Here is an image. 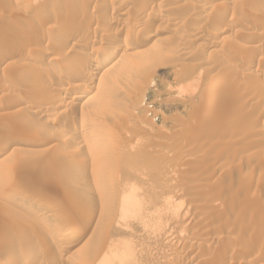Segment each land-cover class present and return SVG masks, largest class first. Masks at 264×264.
I'll list each match as a JSON object with an SVG mask.
<instances>
[{"label": "rangeland", "instance_id": "rangeland-1", "mask_svg": "<svg viewBox=\"0 0 264 264\" xmlns=\"http://www.w3.org/2000/svg\"><path fill=\"white\" fill-rule=\"evenodd\" d=\"M118 1L98 0L84 18L74 17L78 27L70 34L76 38L101 28L103 35H96L100 42L93 47H112L113 61L123 51L124 37L138 50L143 43L151 47L131 60L128 74L118 75V80L106 75L113 89L106 91L105 108L94 112L91 102L78 100L85 85L70 80L67 70L60 71L62 84L80 88L59 91L61 97H46L39 90L44 84L32 82L60 60L77 66L89 46L67 43L50 27L41 44L49 52L45 46L38 50L37 43L34 53H28L31 57L18 50L33 40L27 34L41 19L64 14L69 0H0V42L16 35L18 46L13 43L5 52L0 45L5 53L1 50L0 58L8 57L0 67V138L13 132L51 134L41 145L38 139L13 143L0 157V236L13 237L9 245L0 246V259L80 264L76 255L56 251L54 231L44 229L47 219L58 220L69 241L98 244L100 250L88 264H264V0L144 1L141 17L135 14L139 1L129 0L134 6L128 8ZM157 2L163 5L157 8L161 12L152 9ZM196 4L210 5L211 10L194 11ZM113 36L120 42L113 43ZM62 42L67 43L60 49L65 53L58 52ZM51 49L58 53L51 56L61 58L50 57ZM27 67L34 70L30 73ZM216 82L225 83L224 90L213 88ZM243 83L248 87H241ZM37 85L41 88L36 90ZM89 85L95 95L98 83ZM26 95L29 105H45V114L28 104L16 106L15 98ZM92 121L102 128L91 127ZM78 123L86 126L88 140L74 129ZM93 182L98 187L91 188ZM68 199L82 208L104 209V239L92 235V227L81 226L77 216L68 215L64 223L41 206V200H49L60 203L63 211ZM19 202L33 209L26 211Z\"/></svg>", "mask_w": 264, "mask_h": 264}, {"label": "bare ground", "instance_id": "bare-ground-1", "mask_svg": "<svg viewBox=\"0 0 264 264\" xmlns=\"http://www.w3.org/2000/svg\"><path fill=\"white\" fill-rule=\"evenodd\" d=\"M118 1V0H117ZM137 1H139V3H138V5H140L139 7H138V9H136L135 10V14H136V16L137 17H141L142 15H144V10L145 9H143V7H142V3L145 1H149V3L151 2H155L156 0H137ZM136 1V2H137ZM161 1V0H160ZM160 1H158V2H160ZM64 2V1H63ZM119 2V1H118ZM117 2V3H118ZM157 2V4L155 3V5H152L153 7H152V9H154V10H156L159 6H160V8H162L161 7V5L162 4H159ZM163 2V1H162ZM67 3V2H66ZM66 3H63V7H61V9H63L64 10V4H66ZM100 3V2H99ZM120 4L119 5H121V6H123V7H127L128 8V6L129 5H131V4H133V3H131V1H129V0H122L121 2H119ZM146 3H148V2H146ZM189 3H191V1L189 2ZM207 3H208V1H207ZM101 4V3H100ZM104 4V3H103ZM135 4V3H134ZM154 4V3H153ZM186 4V3H185ZM110 5V4H109ZM144 5H148V4H144ZM192 5V4H191ZM190 5V6H191ZM96 6H98V0H69V2L67 3V7H65L66 9V12L64 13V14H52V15H50L49 14V16H47L46 18L44 17V16H46L45 14H47V13H45V14H43L44 16V18L43 19H41V20H43L42 21V23L39 25V26H37L36 28H34L33 30H34V32L33 33H29V34H27V35H30V34H32V41L31 40H28V41H30V43H26L25 44V41H24V43L23 42H20V43H23V49H18L19 51L20 50H23V51H21V53H22V56H23V54H26V57H27V54L28 53H30V51H32V48H33V46L34 45H36V43H37V47H39L38 48V50L40 49V47L41 46H45V45H41L42 44V41H43V38H44V36L45 35H47L48 36V34L51 32H46V30L45 29H47L48 30V28H56L55 30H53V31H57V35H61L62 37H63V40L65 39V41L68 43V42H71V43H74V44H78L77 46H79V47H83V46H86V47H90V49L87 51V52H85L84 54H81L82 56L80 57V58H78L80 61H79V63H78V65L77 66H73L72 64L70 65V63H68V61H65V60H60V61H58L57 62V64L54 66L55 68H53V69H48V74H46V76L44 77L43 76V78H41L40 77V79L39 80H36V76H38V74L37 75H35V77L36 78H31V80L33 79V83H36V81H39L40 82V85L42 86L43 84V86L44 87H42L41 88V86H38L37 85V87H35L36 88V90H37V88L38 87H40L41 89H39V90H43L44 91V93H43V91L41 92V93H43V94H45V96L46 97H49V96H51V95H53L54 96V94L56 95L59 91H69V90H71V89H73V90H75L76 89V87L74 86V85H76V84H74V85H63L65 82L64 81H61V77H60V71H62V72H64V71H68L69 73L67 74V75H69V77H70V80H73V82H76V83H80L81 85L83 84V85H85V87H84V90H83V86H82V90H83V92L82 93H80V95L78 96V100L80 101V100H84V102H91V105H92V107H93V109H95V110H93L94 112H97V111H99V109H101V111H102V108H105L104 107V103H105V99H104V97H106L107 95H106V91L108 90V88H109V86H111L112 84V82H111V79H106V78H108L106 75L107 74H111V76L109 77V78H111V77H116V78H118V75H122V74H128L129 72H131L129 69L131 68V67H133V63L131 62V60L132 59H134L135 57H137L139 54H141V53H143V52H145V51H147L151 46H149L148 44H142L141 46H140V48H142L143 50L141 51V49L139 48V50L141 51H139L138 50V48L135 46V45H133V43L132 44H127L125 41H124V38L122 39V50L123 51H121L120 52V54H119V56H118V58L116 59V60H112L114 57H115V55H116V52H115V50H112L111 48L112 47H109V48H106L105 50H103L102 51V49H97V48H94L93 46L99 41L98 39V41L96 40V35L97 36H101L102 37V35H103V30L100 28H94L95 30H94V32L92 33V34H89V33H78V32H80V31H78L77 32V30H76V32L78 33V36L75 38L74 37V35L76 36V34H74V35H71L70 34V31H72L73 29H75L74 27H78V24H77V26H75L76 25V23L74 24V22H73V19H74V17H82L84 14H86V12L89 10V8H91L90 10H92V8H95ZM114 6V5H113ZM131 6H134V5H131ZM136 6H137V4H136ZM163 6V5H162ZM165 6V5H164ZM187 6V5H186ZM210 6V5H209ZM209 6L208 5H205V4H199V5H193V9H194V11L195 10H197L198 12H202V13H204V12H206L208 9H209V11L211 10V8H209ZM100 7V6H99ZM116 7V6H115ZM120 7V6H119ZM150 7V6H149ZM98 8V7H97ZM101 8V7H100ZM136 8V7H135ZM192 8V7H191ZM190 8V9H191ZM105 9V8H104ZM104 9H102V10H104ZM115 9V8H114ZM151 9V10H152ZM54 10V9H53ZM113 10V9H112ZM175 10V9H174ZM192 10V9H191ZM213 10V9H212ZM50 11H52V10H50ZM60 10H58V11H56V10H54V12H59ZM95 11H96V9H95ZM94 11V12H95ZM119 11V10H118ZM93 12V11H92ZM93 12V13H94ZM107 12V11H106ZM134 12V11H133ZM155 12H161L160 11V9H157ZM108 13V12H107ZM262 13V12H261ZM95 14H96V12H95ZM103 14V13H102ZM122 14V16H124V13H121ZM127 14V13H126ZM135 14H134V17H136L135 16ZM161 14V13H160ZM159 13H157L156 14V16L159 18H161V19H163V20H165V18L164 17H162V15H160ZM86 15H88V14H86ZM85 15V16H86ZM92 15V14H91ZM98 15V14H97ZM129 15V14H128ZM127 16V15H126ZM237 16V15H236ZM259 16V15H258ZM89 17H91V16H89ZM88 17V18H89ZM127 17H129L130 18V15L129 16H127ZM155 17V16H154ZM156 17V18H157ZM165 17H166V15H165ZM82 18H84V17H82ZM87 18V17H86ZM102 18V17H101ZM104 18H106V17H104ZM126 18V17H125ZM169 18V17H168ZM260 18H262V17H260ZM111 18H109V20H110ZM39 20H40V18H39ZM94 20H96V19H94ZM122 20H124V19H122ZM127 20V19H126ZM125 20V21H126ZM171 20V19H170ZM169 20V21H170ZM179 20V19H178ZM235 20V19H234ZM77 21H78V19H77ZM88 21H90V20H86V23L88 22ZM97 21V20H96ZM103 21V20H102ZM107 21V20H106ZM168 21V20H167ZM35 22V21H34ZM41 22V21H40ZM79 22L81 23V21L79 20ZM78 22V23H79ZM95 22V21H94ZM79 23V24H80ZM90 23V22H89ZM110 23V22H109ZM135 23V22H134ZM246 23V22H245ZM248 23V22H247ZM38 24V23H37ZM82 24V23H81ZM80 24V25H81ZM145 24V23H144ZM239 24V23H238ZM252 24H253V22H252ZM258 24V23H257ZM83 25H85V24H83ZM82 25V26H83ZM121 25V24H120ZM173 25H175L174 23H173ZM256 25V24H255ZM86 26L87 27H89V25H87L86 24ZM100 26V25H99ZM236 26V25H235ZM253 26H254V24H253ZM17 27V26H16ZM80 27V26H79ZM84 27V26H83ZM86 27V28H87ZM101 27V26H100ZM126 27V26H125ZM244 27H246V26H244ZM247 27H249V26H247ZM19 29V28H18ZM82 29V28H81ZM122 29V28H121ZM13 30H15V29H13ZM17 30V29H16ZM22 30V29H21ZM32 30V29H31ZM30 30V31H31ZM32 30V31H33ZM105 30V29H104ZM106 30H107V28H106ZM109 30V29H108ZM131 30H133V28L131 29ZM135 30V29H134ZM198 30V29H197ZM18 31V30H17ZM16 31V32H17ZM23 31V30H22ZM85 31V30H84ZM92 31H93V29H92ZM110 31V30H109ZM136 31V30H135ZM138 31V30H137ZM11 32H13V31H11ZM15 32V31H14ZM14 32L12 33V35H15L14 34ZM90 32V31H89ZM106 32V31H105ZM127 32H129V31H127ZM10 33V32H9ZM23 33V32H22ZM59 33V34H58ZM71 33H74V32H71ZM131 33V32H130ZM133 33V32H132ZM138 33V32H137ZM51 34V33H50ZM53 34V33H52ZM124 34H126V33H124ZM1 35H3V34H1ZM0 35V36H1ZM10 35V34H9ZM92 35V36H91ZM133 35V34H132ZM139 35V34H138ZM5 36V35H4ZM3 36V37H4ZM50 36V35H49ZM123 36V35H122ZM128 36V35H127ZM131 36V35H130ZM6 37V36H5ZM17 36L15 35V37H8V38H6V39H2L1 40V42H0V45H3V47H4V49H0V51L2 50V53L5 51V52H7V51H9V50H11V48L13 47V43L15 42V40H14V38H16ZM31 37V36H30ZM96 37V38H95ZM108 37V36H107ZM136 37V36H135ZM256 37V36H255ZM59 38H60V36H59ZM115 40H114V39ZM113 38H112V41H113V43H114V41H117V43L118 42H120V39L118 40V38H117V40H116V37H114L113 36ZM152 38V36H150V37H148V38H146V39H144V40H146V41H149L150 39ZM30 39V38H29ZM48 39V38H47ZM62 39V38H61ZM109 39H111V38H109ZM255 39V38H254ZM253 39V40H254ZM16 41H17V39H16ZM53 42L52 43H54V40H52ZM109 41V40H108ZM131 41V40H130ZM17 42H19V41H17ZM49 42V41H48ZM46 43V44H50V43ZM51 42V41H50ZM66 42H62V43H60V45H59V47H57L58 49H59V51L58 52H62L60 49H63V48H65L66 46L65 45H67V43ZM100 42V41H99ZM134 42V41H133ZM39 43H40V45H39ZM71 43H70V45H71ZM111 43V42H110ZM109 43V44H110ZM17 45H19L18 43H16ZM73 44V45H74ZM98 44V43H97ZM112 44V43H111ZM137 44V43H136ZM16 45V46H17ZM72 45V46H73ZM12 46V47H11ZM36 46H34V48L36 47ZM49 46H51V45H49ZM56 46H57V44H56ZM55 46V47H56ZM1 47V46H0ZM11 47V48H10ZM14 47H15V43H14ZM13 47V48H14ZM18 47V46H17ZM17 47H15V48H17ZM22 47V46H21ZM20 47V48H21ZM46 48H47V46H45ZM44 47V48H45ZM93 47V48H92ZM12 48V49H13ZM33 48V50H35ZM45 48V49H46ZM52 48H54L53 46H52ZM41 49H43V48H41ZM40 49V50H41ZM45 49H44V52H46L45 51ZM48 49H50V48H47L46 50L49 52V50ZM4 50V51H3ZM16 51V50H15ZM15 51H13V52H15ZM51 51H52V49H51ZM150 51V50H149ZM33 53H34V51H32ZM30 53V54H33V53ZM42 52V51H41ZM43 52V53H44ZM47 52V53H48ZM63 52H64V50H63ZM62 52V53H63ZM78 52V51H77ZM10 54H11V51L9 52ZM16 53V52H15ZM18 53V52H17ZM20 53V52H19ZM21 53H20V55L19 56H21ZM55 53H57V50L55 49V50H53L51 53H50V57H52L53 59L55 58V56L58 54H56L54 57L53 56H51V54L53 55V54H55ZM65 53V52H64ZM81 53V52H80ZM4 55H5V53H3ZM30 54H28L29 56H30ZM37 54V53H36ZM61 54V53H60ZM6 55H9V54H7L6 53ZM15 55V54H14ZM16 55H18V54H16ZM62 55V54H61ZM61 55H59L58 57L59 58H61ZM9 56H11V55H9ZM13 56V55H12ZM49 56V55H48ZM48 56H46V58L48 57ZM66 56V55H65ZM68 56V55H67ZM5 57V56H4ZM3 56H2V58H0V67L3 65V63L5 62V59L7 60V58H4ZM16 57H18V56H16ZM25 57V55H24V58H26ZM31 57V56H30ZM58 57L57 58H55V59H58ZM69 57V56H68ZM21 58L22 57H19V59L21 60ZM23 58V59H24ZM32 58H34V57H32ZM52 58H50V59H52ZM64 58V57H63ZM62 58V59H63ZM41 59V58H40ZM48 59V58H47ZM68 59V58H67ZM12 60H15V59H12ZM19 60V61H20ZM75 60V59H74ZM48 61H50V60H48ZM109 61H112V62H110V64H108L107 65V63L109 62ZM42 62V61H41ZM74 62V61H73ZM75 63V62H74ZM73 63V64H74ZM92 63H96L95 64V66H94V68H92L91 70H90V65L92 64ZM6 64V63H5ZM44 64H45V62H44ZM76 64V63H75ZM31 65V64H30ZM29 65V66H30ZM106 65V66H105ZM27 66V65H26ZM25 66V67H26ZM22 67V66H21ZM24 67V66H23ZM22 67V68H23ZM30 67H33V66H30ZM30 67H27V69L28 68H30ZM42 67V66H41ZM47 67V66H46ZM53 67V66H52ZM20 68V67H19ZM19 68H17V69H19ZM135 68V67H134ZM230 68H232V67H230ZM2 69V68H1ZM31 69V71H30V73L32 72V69L34 70V68H30ZM44 69V68H43ZM232 69H234V68H232ZM231 69V70H232ZM20 70V69H19ZM25 70H26V68H25ZM227 70V69H226ZM229 70V69H228ZM47 71V70H46ZM59 71V73H57ZM66 71V72H67ZM128 71V72H127ZM38 72V71H37ZM225 72V71H224ZM233 72V71H232ZM39 73V72H38ZM43 74V73H42ZM62 74V73H61ZM64 74V73H63ZM115 75V76H113V75ZM20 76H21V74H20ZM105 76V77H104ZM109 76V75H108ZM28 77V76H27ZM29 77H30V74H29ZM67 78V77H66ZM114 78H112V79H114ZM115 78V80H118V79H116ZM29 80H30V78H28ZM69 79V78H68ZM103 79V80H102ZM104 79H106V80H104ZM108 80V81H107ZM223 80V79H222ZM98 81V82H97ZM101 81V82H100ZM98 83V89L96 88V90H95V88H93L94 90H95V95H91V89L92 88H90V87H92L91 85H89L90 83H94V84H96V83ZM110 82V83H109ZM223 82V81H222ZM63 83V84H62ZM87 83H89V84H87ZM113 83L114 84H117V82L115 83V81H113ZM239 83V82H238ZM80 84H78V85H80ZM225 83H223V86H225L224 85ZM240 84V83H239ZM246 83H243V84H241V87L243 86V88H244V86L246 87H248V85H245ZM248 84H249V82H248ZM36 85V84H35ZM34 84H33V86H35ZM87 85V86H86ZM2 86V85H1ZM68 88H67V87ZM115 86V85H114ZM222 86V83H220V82H216V84H215V86H214V84H213V88H221V87H223ZM239 86V85H238ZM3 87V86H2ZM6 87V86H5ZM79 87V86H78ZM77 87V88H78ZM97 87V86H96ZM117 87V86H116ZM240 87V86H239ZM240 87V88H241ZM75 88V89H74ZM80 88V87H79ZM113 89V87L111 86L110 87V89ZM253 88V87H252ZM218 89H216V90H218ZM222 90H224V87L223 88H221ZM245 89H247V88H245ZM32 90H33V88H32ZM244 90V89H243ZM34 91V90H33ZM218 91H221V90H218ZM36 92V91H35ZM94 92V91H93ZM32 93V92H31ZM60 93V92H59ZM71 93V92H70ZM36 94H37V92H36ZM43 94H39V95H43ZM68 94H69V92H68ZM93 94V93H92ZM38 95V94H37ZM57 95H59V94H57ZM25 96V95H24ZM53 96H51L52 98H53ZM60 96V95H59ZM71 96V95H70ZM30 96H27L26 95V97H17V98H15L16 99V101L15 100H13V101H15L14 103L16 104V106L17 105H24V104H28L29 103V99L27 100V98H29ZM61 97V96H60ZM66 97H67V95H66ZM45 98V97H44ZM58 98V97H57ZM70 98V97H69ZM107 98H110L109 96L107 97ZM48 99V98H47ZM62 99V98H61ZM60 99V100H61ZM65 99V98H64ZM67 99V98H66ZM98 99V100H97ZM45 100V99H44ZM35 101V100H34ZM33 101V102H34ZM37 101V100H36ZM40 101H42V100H40ZM50 101H52V100H50ZM31 102H32V100H31ZM46 102V101H45ZM54 102V101H53ZM60 102H62V104L64 103V100L63 101H60ZM66 102V101H65ZM68 102V101H67ZM77 102V101H76ZM55 103V102H54ZM57 103V102H56ZM78 103V102H77ZM80 103V102H79ZM32 104H34V103H32ZM46 104V103H45ZM58 104H60L59 102H58ZM88 105H89V103H87ZM12 105V104H11ZM25 105V106H26ZM29 105V104H28ZM27 105V106H28ZM31 105V104H30ZM29 105V106H30ZM61 105V104H60ZM60 105H54V106H59L60 107ZM64 105H66V104H64ZM63 105V106H64ZM24 106V107H25ZM26 106V107H27ZM32 106V108L37 112V114L38 113H44L45 112V110H46V108H45V105L43 106V104H35V105H31ZM49 106V105H48ZM54 106H53V108H54ZM103 106V107H102ZM23 107V108H24ZM50 107V106H49ZM48 107V108H49ZM89 107V106H88ZM56 108H58V107H56ZM30 109H31V107H30ZM90 109H91V107H90ZM33 110V111H34ZM53 110H55V109H53ZM97 110V111H96ZM48 111V110H47ZM51 110L49 109V112H50ZM100 111V112H101ZM35 112V113H36ZM103 112H105V110L103 111ZM45 114V113H44ZM47 115V114H46ZM99 121V120H98ZM95 122V121H94ZM99 123V122H98ZM98 123H93V121H92V123H90L91 125V127H93L94 129L96 128H102V126L100 127V125H102V124H98ZM76 126V125H75ZM90 126H88L87 127V129L88 128H90ZM107 128V127H106ZM76 131H79L82 135H85L86 134V131H85V129H86V126L85 125H83V124H79L78 123V125H77V127H75L74 128ZM78 129V130H77ZM90 129H92V128H90ZM89 129V130H90ZM74 130V131H75ZM102 130V129H101ZM101 130H97V131H101ZM103 130H107V129H104L103 128ZM47 133V132H46ZM102 133V132H101ZM104 133H106V132H104ZM103 133V134H104ZM102 134V135H103ZM107 134H108V132H107ZM48 135H51V134H45V133H31V131H29L28 133H14L13 132V134L11 133V135H9L8 137H6V138H4V137H2V138H0V157L3 155V153L4 152H6L7 151V149H9V147H11L10 145H12L13 143L15 144L16 142H32V141H34V140H39V144L41 145V144H43V143H46L49 139L47 138L48 137ZM6 136V135H5ZM86 136H88L87 134L85 135V137ZM103 136H105V135H103ZM52 137V136H51ZM84 137V136H83ZM91 138H94L93 136L91 137ZM103 138H105V139H107L108 138V136L106 137H103ZM86 139H87V137H86ZM95 139V138H94ZM108 139H110V138H108ZM88 140V139H87ZM92 140V139H91ZM95 141L96 140H92L91 142H93L95 145H96V143H98V141H96V143H95ZM92 145V144H91ZM93 146V145H92ZM103 151V150H102ZM95 177V176H94ZM98 184V183H97ZM97 184L96 183H91V188H96V186H97ZM98 187V186H97ZM70 191H72V190H70ZM69 192V191H68ZM69 194H71L72 196L74 195V193L73 192H69ZM75 197V196H74ZM76 199V198H75ZM69 200V199H68ZM20 204H17L20 208L21 207H24L25 209H26V211H27V209L28 210H30V209H33L32 207H28V206H24V204L23 205H21L22 203L21 202H19ZM67 204H63L65 207H64V210L63 211H61V205H60V203L58 204V203H56V202H53V201H49V200H41V206L47 211V210H50L51 211V213H52V211L54 212V213H57V215H56V217L55 218H57V219H60V220H62V222H64L63 220H65L66 221V219H67V216L69 215V217H70V215H72L70 218H72L73 216L75 217V216H77V220H79V222H81L80 223V225L81 226H84L85 228H87V227H92V235H94L95 237H97V238H100V239H104L105 238V235H104V233L102 232V230H101V226L105 223V221H106V217H105V215H104V213H105V211H104V209L103 208H100V207H98V206H84L83 208H82V206H80V205H78L79 203H76L75 201H74V199H70L68 202H66ZM37 206V205H36ZM181 206V205H180ZM179 206V207H180ZM234 208V207H233ZM36 210V209H35ZM42 210V209H41ZM31 211H33V210H31ZM38 211V210H37ZM175 211V210H174ZM174 211H173V213H174ZM33 212H31V214H32ZM34 213H35V211H34ZM40 213V212H39ZM45 213V212H44ZM47 213V212H46ZM53 214V213H52ZM201 214V213H200ZM48 215H49V213H48ZM47 215V216H48ZM46 216V215H45ZM73 217V218H74ZM70 218H68V220L70 219ZM75 219V218H74ZM59 220V221H60ZM76 221V220H75ZM57 222H58V220H57ZM55 220H47L46 219V221H45V228L44 229H46V230H52V231H54V235H53V237L52 238H54V240L55 241H57L56 242V244H57V249L58 250H56V251H60V252H63V254L66 256V257H71L72 255H76V257H78V263H80V264H88V263H90V262H92L93 260H94V256L96 255V253L100 250V247L98 246V244H92V242H88V241H84L83 243H81L80 245L78 244V242H76V240H74V241H69V240H67V238H64L63 237V235H65L64 234V228L62 227V225H60L59 223H57ZM73 222H74V220H73ZM78 222V221H77ZM65 223V222H64ZM67 223V222H66ZM180 223V222H179ZM68 224V223H67ZM64 225V224H63ZM69 225V224H68ZM67 225V226H68ZM168 226V225H167ZM169 226H173L172 224L171 225H169ZM69 227V226H68ZM41 229H43V228H41ZM80 229V228H79ZM175 229V228H174ZM40 230V229H39ZM37 228H36V231L39 233L40 231H39ZM172 230H173V227H170L168 230H166L167 231V234H171V232H172ZM182 230V229H181ZM18 231V230H17ZM17 231H15V232H17ZM175 231V230H174ZM14 232V233H15ZM20 232V231H19ZM42 232V234L40 235V233H39V235L40 236H42L44 233H43V231H41ZM66 232V231H65ZM181 232V231H180ZM21 233V232H20ZM37 233V234H38ZM48 233V232H47ZM18 234V233H17ZM17 234H15V235H17ZM72 234V233H71ZM3 235V234H2ZM0 236V246H7V245H9L10 243H11V240L12 239H10V238H13V237H7V236ZM15 235H13V236H15ZM68 235V237H69V234H67ZM66 235V236H67ZM76 235V234H75ZM80 235V234H79ZM18 236H21V234L20 235H17V237ZM45 236V235H44ZM74 236V235H73ZM16 237V238H17ZM14 239H15V237H14ZM69 239V238H68ZM72 239V238H71ZM78 239V238H77ZM15 241H17V240H15ZM13 242V241H12ZM172 242H174V240L173 241H171V243ZM177 242V241H176ZM176 242H174L175 244H178V243H176ZM173 243V244H174ZM173 244H172V246H173ZM185 244V243H184ZM184 244H182V247H183V245ZM56 246V245H55ZM10 247V246H9ZM179 247V246H178ZM11 248V247H10ZM52 248V247H51ZM56 247H54V249H55ZM174 248H176L175 246H174ZM53 249V250H54ZM172 249H173V247H172ZM8 250V249H7ZM6 250V251H7ZM10 251V250H9ZM49 251H51L50 249H48V252ZM55 251V252H56ZM2 252V251H1ZM51 252H54V251H51ZM12 253V252H11ZM35 253V252H34ZM50 253V252H49ZM57 253H59V252H57ZM57 253H55V254H57ZM170 253V252H169ZM53 254V253H52ZM8 255V254H7ZM11 255V254H10ZM9 255V256H10ZM125 255L126 254H124L122 257H125ZM4 256H6V255H4ZM33 257H34V255H32ZM7 257V256H6ZM9 258V257H8ZM252 260V259H251ZM250 260V261H251ZM253 261L254 260H252L251 261V263H253ZM42 262V261H41ZM14 263V262H13ZM0 264H12V262H11V260L9 261L8 259H0ZM42 264H48V263H46V262H44V263H42ZM50 264H52V263H50Z\"/></svg>", "mask_w": 264, "mask_h": 264}]
</instances>
